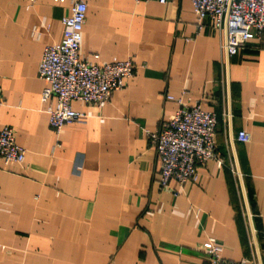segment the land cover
<instances>
[{
  "label": "crops",
  "instance_id": "0c3cea01",
  "mask_svg": "<svg viewBox=\"0 0 264 264\" xmlns=\"http://www.w3.org/2000/svg\"><path fill=\"white\" fill-rule=\"evenodd\" d=\"M69 1L0 0V129L25 150L0 160V264H205L208 238L225 261L264 264V35L226 59L188 0H83L80 57L134 71L103 108L72 102L84 118L56 133L37 70ZM166 97L214 113L216 159L161 189L145 131L178 108Z\"/></svg>",
  "mask_w": 264,
  "mask_h": 264
},
{
  "label": "built area",
  "instance_id": "2783aa9c",
  "mask_svg": "<svg viewBox=\"0 0 264 264\" xmlns=\"http://www.w3.org/2000/svg\"><path fill=\"white\" fill-rule=\"evenodd\" d=\"M132 1L135 4L153 1L162 5L167 0ZM188 1L197 30L208 21L212 29L222 33L221 49L226 59L235 56L249 40H259L264 35V0ZM85 8L83 0L69 1L68 16L61 18V41L44 47L38 64L37 76L44 83L41 101H55L54 106L47 107L46 114L49 126L56 133L60 132L62 126L84 118L82 113L72 110V102L103 108L113 92L122 90L134 71L129 59H112L98 65L80 57V32ZM166 100L178 105L172 117L155 130L145 131L148 143L158 158V185L161 189L170 180L178 185L194 182L197 167L216 159L214 113L201 111L197 104H181L179 99L166 97ZM248 140L245 132L236 134L237 142L247 143ZM0 160L6 166L21 164L25 160V150L15 143L13 130L9 127L0 129ZM201 248L206 258L205 264H244L223 260L220 246L211 238Z\"/></svg>",
  "mask_w": 264,
  "mask_h": 264
}]
</instances>
